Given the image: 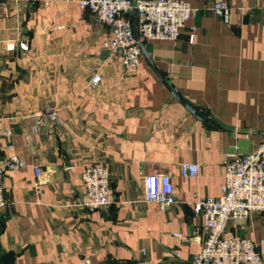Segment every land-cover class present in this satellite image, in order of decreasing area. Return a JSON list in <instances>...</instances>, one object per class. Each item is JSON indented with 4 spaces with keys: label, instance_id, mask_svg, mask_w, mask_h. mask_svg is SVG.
I'll return each instance as SVG.
<instances>
[{
    "label": "crops",
    "instance_id": "0c3cea01",
    "mask_svg": "<svg viewBox=\"0 0 264 264\" xmlns=\"http://www.w3.org/2000/svg\"><path fill=\"white\" fill-rule=\"evenodd\" d=\"M184 1L194 13L179 39L144 45L180 96L207 111L204 122L144 57L126 71L103 49L109 27L78 0H0V129L11 131L0 133V161H25L2 177L0 264H192L206 236L195 197H218L226 155L264 137V0H226L228 21L212 0ZM94 162L108 168L112 201L90 211L80 174ZM181 162L199 173L183 177ZM152 173L173 181L165 210L144 199ZM225 234L251 238L264 264V212L228 221Z\"/></svg>",
    "mask_w": 264,
    "mask_h": 264
},
{
    "label": "built area",
    "instance_id": "2783aa9c",
    "mask_svg": "<svg viewBox=\"0 0 264 264\" xmlns=\"http://www.w3.org/2000/svg\"><path fill=\"white\" fill-rule=\"evenodd\" d=\"M81 8L90 9L98 20L109 27L108 35L101 41L103 49L117 57L126 71L139 66L141 51L133 32V13H138L140 41H170L179 39L181 30L192 17L194 8L184 0H78ZM213 13L229 20L230 6L226 0H212ZM194 39L193 32L189 41ZM19 48L26 45L19 43ZM102 81L100 72L90 77L95 87ZM50 116L55 111H48ZM1 121V118H0ZM3 135H10L9 129H0ZM12 148L11 143L5 145ZM25 166V161L14 152H8L0 161V209L6 206L3 196L2 177L7 171ZM37 176L40 169L32 165ZM179 171L183 177H194L200 171L195 162H181ZM83 186L80 205L87 210L108 206L112 201V187L108 168L100 162L87 164L81 171ZM144 199L165 210L176 201L171 177L165 173L146 174L143 177ZM193 212L198 215L206 229V236L200 250L194 255L192 264H263L262 253L255 242L244 236H226L228 221L248 217L254 212H264V137L251 151L228 153L224 163L220 195L197 196ZM173 236L185 239L182 232ZM143 252V251H142ZM134 264H145L136 261Z\"/></svg>",
    "mask_w": 264,
    "mask_h": 264
},
{
    "label": "water",
    "instance_id": "95a60500",
    "mask_svg": "<svg viewBox=\"0 0 264 264\" xmlns=\"http://www.w3.org/2000/svg\"><path fill=\"white\" fill-rule=\"evenodd\" d=\"M133 32L134 37L137 40V45L141 51L142 57L146 59L148 64L152 67L156 75H158L161 82L164 84V86L167 88V90L171 93L172 97L177 100L190 114L195 116L200 121L204 122L207 118V111H200L196 107H194L190 102H188L186 99H184L180 94L177 92L175 87L171 85V83L157 71L156 67L154 66L148 51L142 41L139 39V22H138V13L135 11L133 13ZM8 213L5 209L2 214H0V220L7 218Z\"/></svg>",
    "mask_w": 264,
    "mask_h": 264
},
{
    "label": "trees",
    "instance_id": "16d2710c",
    "mask_svg": "<svg viewBox=\"0 0 264 264\" xmlns=\"http://www.w3.org/2000/svg\"><path fill=\"white\" fill-rule=\"evenodd\" d=\"M145 43V42H144Z\"/></svg>",
    "mask_w": 264,
    "mask_h": 264
}]
</instances>
